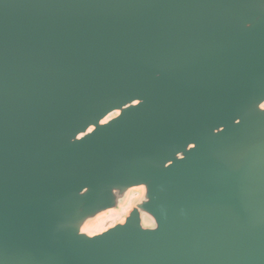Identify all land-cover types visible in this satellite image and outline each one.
I'll return each mask as SVG.
<instances>
[{
  "label": "water",
  "instance_id": "1",
  "mask_svg": "<svg viewBox=\"0 0 264 264\" xmlns=\"http://www.w3.org/2000/svg\"><path fill=\"white\" fill-rule=\"evenodd\" d=\"M0 264H264V0H0Z\"/></svg>",
  "mask_w": 264,
  "mask_h": 264
},
{
  "label": "rangeland",
  "instance_id": "2",
  "mask_svg": "<svg viewBox=\"0 0 264 264\" xmlns=\"http://www.w3.org/2000/svg\"><path fill=\"white\" fill-rule=\"evenodd\" d=\"M139 196V190L132 191L124 206H122L118 211L109 212L106 215L100 217L93 224H91L87 230L92 233H98L107 229L108 227L115 225L116 223L122 222L133 203L139 198Z\"/></svg>",
  "mask_w": 264,
  "mask_h": 264
}]
</instances>
